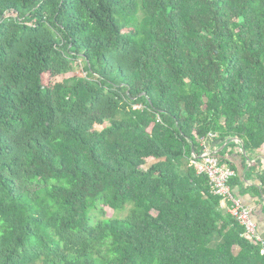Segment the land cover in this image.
<instances>
[{"label": "trees", "instance_id": "trees-1", "mask_svg": "<svg viewBox=\"0 0 264 264\" xmlns=\"http://www.w3.org/2000/svg\"><path fill=\"white\" fill-rule=\"evenodd\" d=\"M207 144L239 197L264 0H0V264H264Z\"/></svg>", "mask_w": 264, "mask_h": 264}, {"label": "built area", "instance_id": "built-area-1", "mask_svg": "<svg viewBox=\"0 0 264 264\" xmlns=\"http://www.w3.org/2000/svg\"><path fill=\"white\" fill-rule=\"evenodd\" d=\"M213 137L214 135L210 136V138ZM206 148L201 156L194 157L192 164L196 167L198 173L209 176L212 192L222 196L225 201H229V204L226 205L228 214L244 227V237L253 244H263L261 236L257 233V225L252 218L251 208L235 196L229 186V179L235 175L234 170L224 167L216 153L210 150L208 144Z\"/></svg>", "mask_w": 264, "mask_h": 264}, {"label": "crops", "instance_id": "crops-1", "mask_svg": "<svg viewBox=\"0 0 264 264\" xmlns=\"http://www.w3.org/2000/svg\"><path fill=\"white\" fill-rule=\"evenodd\" d=\"M225 146L226 144L217 146L213 153L220 154ZM241 155V157H226L238 169L241 185L236 192L242 201L251 208L252 218L257 225L258 234L264 242V193L261 192V189H264V150ZM254 187L259 192L254 190Z\"/></svg>", "mask_w": 264, "mask_h": 264}, {"label": "rangeland", "instance_id": "rangeland-1", "mask_svg": "<svg viewBox=\"0 0 264 264\" xmlns=\"http://www.w3.org/2000/svg\"><path fill=\"white\" fill-rule=\"evenodd\" d=\"M62 79V77H58V78H56V81H60ZM154 161H149V165H151L152 163H153ZM149 165H147V167L149 166ZM113 215V212H110V216H112ZM122 214H117V216H121ZM116 216V215H115Z\"/></svg>", "mask_w": 264, "mask_h": 264}]
</instances>
